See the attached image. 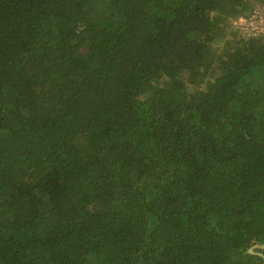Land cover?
Instances as JSON below:
<instances>
[{"label": "trees", "instance_id": "obj_1", "mask_svg": "<svg viewBox=\"0 0 264 264\" xmlns=\"http://www.w3.org/2000/svg\"><path fill=\"white\" fill-rule=\"evenodd\" d=\"M262 6L0 0V264H264Z\"/></svg>", "mask_w": 264, "mask_h": 264}, {"label": "built area", "instance_id": "obj_2", "mask_svg": "<svg viewBox=\"0 0 264 264\" xmlns=\"http://www.w3.org/2000/svg\"><path fill=\"white\" fill-rule=\"evenodd\" d=\"M238 26L245 37L259 36L264 33V6L255 11L248 19H239Z\"/></svg>", "mask_w": 264, "mask_h": 264}, {"label": "water", "instance_id": "obj_3", "mask_svg": "<svg viewBox=\"0 0 264 264\" xmlns=\"http://www.w3.org/2000/svg\"><path fill=\"white\" fill-rule=\"evenodd\" d=\"M254 250H259V251H262L264 250V244L263 245H256L254 246L253 248H251L248 252L251 253V254H256L258 256H261L264 258L263 254L261 252H255Z\"/></svg>", "mask_w": 264, "mask_h": 264}]
</instances>
